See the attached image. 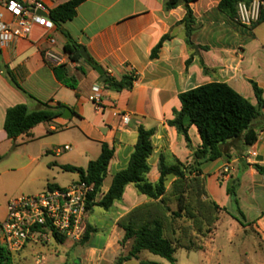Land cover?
I'll return each instance as SVG.
<instances>
[{
  "label": "crops",
  "instance_id": "obj_1",
  "mask_svg": "<svg viewBox=\"0 0 264 264\" xmlns=\"http://www.w3.org/2000/svg\"><path fill=\"white\" fill-rule=\"evenodd\" d=\"M70 1L73 0H46V6L52 11ZM220 1L197 0L190 4L196 19V30L191 36L192 46L186 42L185 26L179 24L185 18V7L167 11L166 0H83L73 20L63 23L61 27L56 26L54 31L36 28L28 39H17L10 43L0 56V159L10 155L13 145L23 140L26 146L41 142V164L49 174L54 175L63 165L81 168L77 157H67L63 155L64 152H57L68 144L60 146L50 141L49 135L59 132L58 125L78 130L89 144L100 148L99 156L102 143L115 148L107 176L112 183L114 175L127 168L137 144V128L143 125L147 129L157 130L152 138L154 150L149 159V182L155 183L159 179L158 163L161 155H164L168 164L189 162L192 151L187 147L184 137L166 124L173 119L174 110L181 109L180 93L210 83L225 82L257 105L249 82L252 80L263 90L264 96V43L256 34L246 40L241 39L237 28L248 27L220 12ZM64 32L77 45L86 49L88 56L104 69L107 76L120 78L126 74L135 75L137 81L134 88L124 92L107 90L96 68L84 61L70 60L64 51L69 41ZM168 34L172 38L164 43L158 58L151 59L152 50ZM50 38L55 40L54 45L50 43ZM46 51L68 58L65 67L56 71V67L46 61ZM189 60L191 62L187 65ZM201 62H204L209 73H204ZM8 72L12 73L25 92L10 82ZM65 81L75 83L76 88H71ZM94 87L101 90V110H97L90 100ZM40 103H48L52 107L63 105L65 109L71 110L72 116L68 119L59 116L52 124L38 125L15 141L9 139L4 128L8 109L26 105L30 111H37L41 109ZM88 105L94 106V113L86 110ZM122 115H128L130 122L123 123ZM70 124L72 126L68 127ZM256 127L259 129L258 141L249 150L247 162L264 165V119L257 121ZM35 132L41 133L36 135ZM189 134L193 147L199 148L201 139L197 128L193 126ZM91 161L88 160L87 167ZM34 162H39L38 158L29 159V164L23 168ZM229 166L236 167V178L238 159L229 162L225 157L212 165L205 164L202 167L203 174L199 177L210 179L214 175L218 183L220 171ZM73 174L78 179L72 178L68 186L80 180L79 174ZM54 179L53 183H47V189L61 187ZM174 181V176L167 177V194L172 190ZM229 183V178L223 182L225 192ZM237 193L244 220L258 229H264V209L261 215L249 218V213L256 209L260 201H264V176L252 168L247 169L240 176ZM162 206L160 200H150L140 194L134 185H128L122 200L111 208L115 211L112 236L103 248H86L83 264H92L93 261L102 264L112 255H128L133 240L121 244L125 237L121 225L131 221L154 220L157 218L155 208L162 209ZM165 216L172 219L170 212H166Z\"/></svg>",
  "mask_w": 264,
  "mask_h": 264
},
{
  "label": "trees",
  "instance_id": "obj_2",
  "mask_svg": "<svg viewBox=\"0 0 264 264\" xmlns=\"http://www.w3.org/2000/svg\"><path fill=\"white\" fill-rule=\"evenodd\" d=\"M194 1L197 0H166L165 2L167 11L179 6L185 7V18L179 24L185 26L186 42L189 46L193 45L191 36L196 30V19L190 7V4ZM252 1L221 0L218 10L227 15L232 21H235L238 4L241 2L249 4ZM82 2L83 0H73L52 10L50 17L55 25L61 27L63 23L73 20L76 17L77 8ZM261 24H264V11L261 13L259 20L248 28L254 31ZM64 34L69 40L64 47V51L69 55L72 62L84 61L93 68L99 67V64L90 56L85 60L80 54L82 46L77 45L68 33L64 32ZM171 38L170 34L162 37L152 50L151 59L158 58L164 43ZM190 62L191 60L187 62V65ZM201 63L204 73H209L210 71L204 62ZM64 67H56L55 70L58 71ZM7 75L10 82L17 89L25 92L16 82L11 72H8ZM107 77L103 84L104 87L115 92L131 91L137 81V77L133 74H126L120 78ZM249 82L253 87L257 105L252 104L225 82L210 83L179 94L181 109L174 110L173 119L168 120L166 124L174 128L178 135L184 137L187 147L192 151V155L189 162L181 163L177 161L174 164H168L164 155H161L158 163L160 176L155 183L149 182L147 176L151 172L149 159L154 150L152 138L157 130L156 128L147 129L143 125H139L137 128L138 140L127 168L114 175L108 191L99 200L95 201L97 196L99 197L104 181L108 176L109 166L115 154L114 147H111L108 143H102L100 156L91 161L86 169L70 165H63L61 169L79 174L80 180L94 186L95 191L90 195L89 212L95 207L110 210L116 202L122 200L126 187L134 185L140 194L150 200H160L164 205L165 214L170 212L172 219L175 221L185 218L186 215L194 217L191 211L195 207L192 200V182H197L199 176L203 174L202 167L205 164L216 162L224 157L229 162L238 159V176L236 178L232 177L227 185L226 192L241 217L244 218L237 193L240 186V176L249 168L264 176V165L247 162L249 150L258 141L259 129L256 127V122L264 119L263 90L256 82L252 80ZM65 83L71 88H76L75 83L68 81H65ZM40 105L41 109L37 111H30L26 105H17L8 109L4 128L9 139L15 141L18 137L28 134L38 125L52 124L65 109L63 105L57 107H52L48 103H40ZM193 126L197 128L201 139L199 148L193 147L190 138L189 132ZM14 147L16 146L14 145ZM170 175L175 177L172 190H174L178 200V210L173 212L165 202L167 194L166 180ZM215 208L220 209L217 204ZM223 210L227 211L226 208H223ZM121 227L125 231V237L121 244L133 240V245L128 255L120 256L116 264H124L133 259H139L142 252L159 256L172 264L176 262L175 253L179 248L175 246V242L171 238L166 236V225L163 220L156 218L139 222L131 221L122 224ZM90 235L91 232L88 226L83 239L79 243L86 244L90 240ZM57 242L65 243L66 240L57 238ZM20 253H11L0 242V264H15V256L16 254L20 255ZM141 263L159 264L149 261H142Z\"/></svg>",
  "mask_w": 264,
  "mask_h": 264
},
{
  "label": "rangeland",
  "instance_id": "obj_3",
  "mask_svg": "<svg viewBox=\"0 0 264 264\" xmlns=\"http://www.w3.org/2000/svg\"><path fill=\"white\" fill-rule=\"evenodd\" d=\"M237 29L240 31L241 39L246 40L256 34L257 38L264 43V24L259 25L256 31H251L249 28ZM94 109V106H86L89 113H94ZM56 126L59 132L49 135L50 141L60 146L68 144L72 147L71 152H64L63 155L77 157L82 169H86L89 159L96 160L100 152L97 145L89 144L78 130ZM71 126V124L68 125V127ZM46 127L48 128L47 125ZM41 129L42 132L43 128ZM41 132L35 133L38 135ZM40 143L35 142L26 146L23 140H19L16 147L13 145L11 154L0 159V222L7 215L10 200L45 192L47 183H53L54 178L61 187L68 186L72 178L78 179L76 174L61 169L55 171L54 175L49 174L41 164ZM33 158H38L39 162L31 163L24 169L23 167L29 164V159ZM225 168L220 171L218 183L214 175L210 179L199 177L197 182H192V200L195 207L191 211L194 217L186 215L185 218L174 221L165 218L164 205L162 209L155 208L157 218L165 222L166 236L171 238L175 246L179 248L175 253L174 264H264V229L247 224L249 221L241 217L230 196L226 194L223 182L226 178L231 180L234 177L236 167L229 166L228 172H225ZM110 183L111 178L108 177L98 200ZM165 202L174 211L178 210V200L174 190L169 191ZM216 204L220 209L215 208ZM223 208H226L228 212ZM263 209L264 201H260L256 209L249 213V218L261 215ZM114 212L112 209L107 211L95 207L88 213L87 224L91 232L88 243L70 246L68 242L64 245L52 242L48 247H28L20 255L16 254L15 264H36L38 256L43 257L42 264H62L67 255L73 254L71 252H76L72 256L83 259L86 248H103L107 244L113 234ZM119 256V254L112 255L102 264H116ZM142 261L172 264L148 252H142L139 259H133L124 264H142ZM92 264L96 262L93 261Z\"/></svg>",
  "mask_w": 264,
  "mask_h": 264
},
{
  "label": "built area",
  "instance_id": "obj_4",
  "mask_svg": "<svg viewBox=\"0 0 264 264\" xmlns=\"http://www.w3.org/2000/svg\"><path fill=\"white\" fill-rule=\"evenodd\" d=\"M263 11L264 0H253L249 4L241 2L237 6L235 22L250 27L259 20ZM50 13L46 0H0V56L10 43L28 39L36 28L54 31L56 25ZM49 40L55 44L53 38ZM44 57L54 67L68 62V58L51 51H46ZM90 100L97 110L102 109L99 87L93 88ZM121 120L127 124L130 117L122 115ZM67 151H71L68 145L57 150L58 153ZM225 172H228V167ZM94 191L92 184L79 180L67 187L50 188L39 194L10 200L7 215L0 222V242L14 254L28 247H48L57 242V238H64L65 243L73 245L79 243L87 231L88 206ZM42 261L43 257L38 256L36 264H42Z\"/></svg>",
  "mask_w": 264,
  "mask_h": 264
},
{
  "label": "water",
  "instance_id": "obj_5",
  "mask_svg": "<svg viewBox=\"0 0 264 264\" xmlns=\"http://www.w3.org/2000/svg\"><path fill=\"white\" fill-rule=\"evenodd\" d=\"M193 49H194L195 51H197V48H196V47H193ZM80 54H81V56H82L85 60H87V59L89 58V56H88V54H87V51H86V49H85L84 47H82V48L80 49ZM96 72H97L98 75L101 77V83H105V81L107 80L108 77H107V75L105 74L104 69H103L102 67L99 66V67L96 68ZM60 116H61L62 118L68 119V118H70V117L72 116V112H71V110H70L69 108H66V109L64 110V112L60 114Z\"/></svg>",
  "mask_w": 264,
  "mask_h": 264
},
{
  "label": "flooded vegetation",
  "instance_id": "obj_6",
  "mask_svg": "<svg viewBox=\"0 0 264 264\" xmlns=\"http://www.w3.org/2000/svg\"><path fill=\"white\" fill-rule=\"evenodd\" d=\"M57 245H64L65 243H58V242H55ZM71 253H75V252H71ZM72 254V255H73ZM72 255H67L65 257V260L62 264H83L82 262V259L79 258V257H75V256H72Z\"/></svg>",
  "mask_w": 264,
  "mask_h": 264
}]
</instances>
